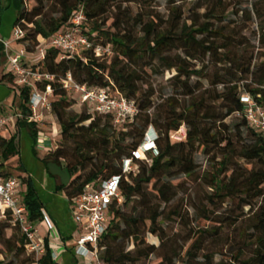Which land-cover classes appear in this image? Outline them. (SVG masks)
I'll use <instances>...</instances> for the list:
<instances>
[{"label":"trees","instance_id":"1","mask_svg":"<svg viewBox=\"0 0 264 264\" xmlns=\"http://www.w3.org/2000/svg\"><path fill=\"white\" fill-rule=\"evenodd\" d=\"M155 1H143L149 11L122 18L121 5L137 4L140 0L16 1L14 28L24 30V39L19 42L27 54L64 31L71 16L79 11L84 15L82 35L90 41L105 37L113 51L110 58L95 57L91 51L67 55L46 45L43 59L38 58L30 66L54 77V81L37 87L42 90L46 84L51 86L54 99L50 106L61 138L40 162L47 172L49 163L66 165L70 181L66 186L58 185L56 191L71 201L86 187L96 188L98 179L121 175L122 161L140 144L134 139H142L147 127L152 126L157 131L156 154L148 153L135 160L137 173L119 182L120 202L111 203L108 229L98 244L102 264H150L149 259L159 246L149 244L147 236L155 237L160 246L162 241L158 226L163 215L160 204H169L176 197L172 179L196 175L197 153L208 161V169L196 176L207 190L200 201L204 222L197 227L187 256L197 264H264V138L248 127L240 101V95L245 93L264 109V54L257 57L242 49L239 36L223 23L227 9L221 0H196L188 17H184L180 5L190 0H165L166 18L152 11ZM112 10L115 17H107ZM201 10L203 13H198ZM105 20H112L111 27L115 29L122 27L124 31L125 26L131 25L139 32L104 30ZM258 42L264 48V28H260ZM257 60H261L259 65H255ZM145 69L151 75L171 70L176 73L171 78L175 83L173 93L157 105L152 90H140ZM67 74L77 84L106 89L133 101L138 110L136 117L131 123L115 127L108 115H97L86 107L81 113L70 111L76 99L59 83ZM192 79L196 80L194 85L190 84ZM5 81L10 84L13 105L22 117L10 135L0 136V178L12 177L7 162L18 157L16 178L21 205L28 221L37 222L42 219L44 204L21 158L24 129L36 155L38 130L35 123L27 122L30 89L16 85L11 73L2 75L0 83ZM202 81H206V87ZM228 118L239 123L230 128L225 123ZM139 119L142 125L136 135L132 124ZM182 126L186 128L184 139L173 141L172 134ZM127 139L131 141L126 142ZM149 187L153 199L148 197ZM224 205L226 211L221 215L225 216L220 217L217 211ZM8 231H13L10 238ZM13 242V250L24 257L21 264H54L47 249L39 259L28 254L26 238L8 213L0 219V243ZM221 242L222 248L217 250ZM128 244L132 245L130 250ZM216 256L220 257L217 262ZM160 258L158 264H172L169 256ZM0 264L10 263L0 260Z\"/></svg>","mask_w":264,"mask_h":264},{"label":"built area","instance_id":"2","mask_svg":"<svg viewBox=\"0 0 264 264\" xmlns=\"http://www.w3.org/2000/svg\"><path fill=\"white\" fill-rule=\"evenodd\" d=\"M84 21L82 12L74 13L69 26L62 32L55 34L46 43L43 42L31 55L43 59L46 45L58 49L63 54L74 55L80 51H91L95 57H103L106 50L81 33V25ZM24 30L20 27L13 29V41L19 42L24 39ZM5 55L8 59L9 72L15 77V84L30 89L29 110L30 115L27 122L40 124L43 111H51L49 98L52 97V89L46 84L44 89L37 85L54 81V77L32 70L24 65V58L27 53L22 48L20 51L10 53L9 41L0 39ZM63 58V57H62ZM61 58V59H62ZM61 88L73 95L78 105L86 107L90 112L97 115H108L115 127L131 123L136 117L138 110L133 101L127 100L118 93L111 94L106 89L88 88L86 85L77 84L70 74H67L59 81ZM240 101L244 104L242 116L249 128L259 132L264 138V109H262L248 94H241ZM20 114L0 118V136H7L16 126ZM178 130L172 134V139H180ZM157 133L152 127L145 131L142 141L128 159L122 161V174L111 177L107 180L98 179L96 188H88L74 197L69 202V210L73 221L80 227L82 233L75 241L74 254L82 258H90L94 264H102L99 260L101 247L98 245L108 229V210L112 202H120L119 182L129 174L137 173L135 160L145 157L146 154H156L155 141ZM20 183L16 177L0 178V219L12 215L13 223L17 224L27 241V252L39 259L46 253V248L40 240L36 239L34 222H29L26 211L21 205ZM52 261L55 255H51Z\"/></svg>","mask_w":264,"mask_h":264},{"label":"rangeland","instance_id":"3","mask_svg":"<svg viewBox=\"0 0 264 264\" xmlns=\"http://www.w3.org/2000/svg\"><path fill=\"white\" fill-rule=\"evenodd\" d=\"M144 0H140L137 4L121 5V10L123 13L119 15L121 18L126 14L132 16L140 13L141 11H149L144 8ZM196 0H190L187 3L181 4V8L184 11V17H188L193 9V3ZM224 7L227 9V18L223 23L233 28L234 32L239 36L238 41L242 44V49L246 50L248 53H253V55L259 57L264 54V48L259 44L258 39L260 37V28H264V0H221ZM152 11L158 13L160 17L166 18L167 16V6L165 0H157L152 4ZM198 13H203V10ZM116 13L114 10L110 11L107 17H115ZM55 16V14H52ZM203 20V19H201ZM106 21V20H105ZM113 21L107 20L104 30L110 32H119L121 34L127 33L129 30L138 34L139 28H132L131 25L125 26L120 29H115L111 27ZM94 45H99L103 49H108L105 52L104 57L110 58L113 55L112 47L107 44V39L105 37H99L93 39ZM261 60H257L255 65H259ZM30 66L34 65V62H28ZM26 66V67H30ZM201 66L197 64L196 69H199ZM145 82L140 84V90L142 92L150 89L154 92L153 102L157 105L161 103L162 99L167 98L170 94L173 93L175 83L171 79L176 73L174 70L166 71L163 74L151 75V72L148 69H145ZM5 73V72H4ZM195 79L190 81L191 85L195 84ZM204 87H206V81L201 82ZM240 92L243 93V87H240ZM54 96L49 98V101H52ZM83 107L78 105L77 102H74L70 111L74 113H81ZM7 110L4 111L0 109V114H6ZM150 116L152 111L149 112ZM227 125H230V128H233L235 123H239L234 118H228L225 122ZM54 124V125H53ZM140 119L133 122L132 127L135 130L136 135L140 132L141 129ZM56 129V142L60 141V129L58 121L53 114L52 110L47 112L43 111L42 113V122L40 123L41 132L45 135L51 130V127ZM152 127V126H148ZM147 127V128H148ZM155 131L156 129L152 127ZM147 130V129H146ZM145 130V131H146ZM179 130L184 131L186 128L182 126ZM157 132V131H156ZM183 134H179L180 139H172L175 142L182 141ZM143 137V136H142ZM135 141L141 143L142 139L136 137ZM130 139H127L126 142H130ZM194 161L197 167L196 175L193 177L178 176L171 180V183L176 187V197L169 204H160V208L163 211V215L158 221V226L161 229V246L160 242L153 236H147V242L154 245L155 247L159 246V249L156 253L150 257V264H158L161 260L160 257L163 255L169 256L172 260V264H197L192 257L187 256V251L194 239V234L199 225H202L204 222L203 216L204 212L200 207V201L205 195V188L196 180V176L201 174L203 171L208 169V161L206 156L201 153L194 155ZM19 165L18 157H12L7 162V170L12 174L11 176L16 177L18 173L16 168ZM151 188L149 187L148 197L153 199L151 194ZM41 200V199H40ZM42 201V200H41ZM226 211V206L224 205L222 209L217 211V214L224 213ZM221 215L220 217H224ZM13 235V231L7 232V238H10ZM14 241V240H13ZM221 244L217 250H221ZM15 243L4 244L0 243V260L5 261L10 264H21L24 260L23 256H20L13 250ZM132 248L131 244H128L127 250ZM201 255V253H199ZM201 259V258H200ZM220 257L216 256L215 261H219ZM199 264V263H198Z\"/></svg>","mask_w":264,"mask_h":264},{"label":"crops","instance_id":"4","mask_svg":"<svg viewBox=\"0 0 264 264\" xmlns=\"http://www.w3.org/2000/svg\"><path fill=\"white\" fill-rule=\"evenodd\" d=\"M16 1L0 0V39L11 43L10 53L18 52L23 48L20 42L13 41L14 23L18 15ZM37 59L38 57L27 54L24 65L30 66L27 63H33ZM4 72L10 73L7 56L4 50H1L0 78ZM9 86L10 84L6 81L3 84L0 83V109L7 110L6 114H0V118L19 114L13 105L14 94L9 90ZM35 125L38 130L34 148L36 155L32 152V141L24 129L21 138V158L33 179L37 195L44 204L42 219L33 224L36 239L42 242L50 256L55 255V260L52 261L54 264H94L90 258H82L74 254L75 241L82 231L72 219L67 198L62 192L56 191V187L61 184L59 177L52 176L40 162V159L56 146L58 136H56V129L52 126L51 130L44 135L40 131V124L35 123ZM13 130L11 127L8 135Z\"/></svg>","mask_w":264,"mask_h":264},{"label":"water","instance_id":"5","mask_svg":"<svg viewBox=\"0 0 264 264\" xmlns=\"http://www.w3.org/2000/svg\"><path fill=\"white\" fill-rule=\"evenodd\" d=\"M47 168L52 176L59 177L61 185L66 186L70 181V175L64 163H60V165L49 163L47 164Z\"/></svg>","mask_w":264,"mask_h":264}]
</instances>
